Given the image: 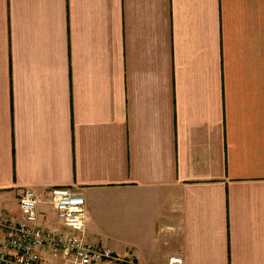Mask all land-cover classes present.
Wrapping results in <instances>:
<instances>
[{"label":"crops","instance_id":"0c3cea01","mask_svg":"<svg viewBox=\"0 0 264 264\" xmlns=\"http://www.w3.org/2000/svg\"><path fill=\"white\" fill-rule=\"evenodd\" d=\"M56 186L97 264H264V0H0V217Z\"/></svg>","mask_w":264,"mask_h":264},{"label":"built area","instance_id":"2783aa9c","mask_svg":"<svg viewBox=\"0 0 264 264\" xmlns=\"http://www.w3.org/2000/svg\"><path fill=\"white\" fill-rule=\"evenodd\" d=\"M49 203L56 211L58 225L40 224L38 196L30 188L20 196L19 218L0 217V229L5 231L0 244V264H44L42 250L71 264H97L115 259L111 249L86 241V201L79 191L53 187L49 190ZM183 263L181 256H172L168 261V264Z\"/></svg>","mask_w":264,"mask_h":264}]
</instances>
